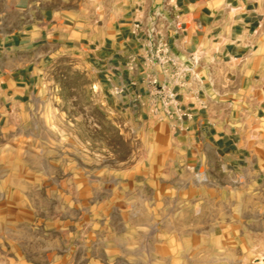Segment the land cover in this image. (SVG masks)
<instances>
[{
  "label": "rangeland",
  "instance_id": "obj_1",
  "mask_svg": "<svg viewBox=\"0 0 264 264\" xmlns=\"http://www.w3.org/2000/svg\"><path fill=\"white\" fill-rule=\"evenodd\" d=\"M91 65L59 54L0 120V264H264L261 191L178 167Z\"/></svg>",
  "mask_w": 264,
  "mask_h": 264
},
{
  "label": "crops",
  "instance_id": "obj_2",
  "mask_svg": "<svg viewBox=\"0 0 264 264\" xmlns=\"http://www.w3.org/2000/svg\"><path fill=\"white\" fill-rule=\"evenodd\" d=\"M153 21L192 67L175 86L189 113L180 123L154 113L147 96L146 73L159 74L140 56L141 35ZM73 51L89 57L115 105L147 116L178 167L205 177L214 165L233 169L264 201V0H0V120L33 98L53 58Z\"/></svg>",
  "mask_w": 264,
  "mask_h": 264
},
{
  "label": "built area",
  "instance_id": "obj_3",
  "mask_svg": "<svg viewBox=\"0 0 264 264\" xmlns=\"http://www.w3.org/2000/svg\"><path fill=\"white\" fill-rule=\"evenodd\" d=\"M136 28L139 30L141 27L136 25ZM142 28L140 56L145 65L156 69L161 76L146 73L149 103L154 113L161 112L169 120L180 123L184 117H189V113L181 107L175 86L182 83L192 67L171 50L156 21ZM190 59L194 63L198 60L194 55H191Z\"/></svg>",
  "mask_w": 264,
  "mask_h": 264
}]
</instances>
